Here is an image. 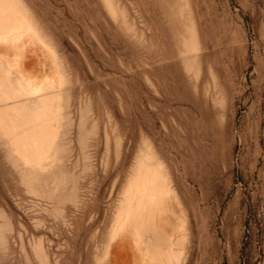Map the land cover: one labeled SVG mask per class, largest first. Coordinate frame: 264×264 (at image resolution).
<instances>
[{
	"label": "rangeland",
	"instance_id": "rangeland-1",
	"mask_svg": "<svg viewBox=\"0 0 264 264\" xmlns=\"http://www.w3.org/2000/svg\"><path fill=\"white\" fill-rule=\"evenodd\" d=\"M146 245L264 264V0H0V264Z\"/></svg>",
	"mask_w": 264,
	"mask_h": 264
},
{
	"label": "bare ground",
	"instance_id": "bare-ground-1",
	"mask_svg": "<svg viewBox=\"0 0 264 264\" xmlns=\"http://www.w3.org/2000/svg\"><path fill=\"white\" fill-rule=\"evenodd\" d=\"M22 26H19L18 28H16L17 30L21 29ZM31 129L35 130L37 133L40 131V128L35 126L32 127ZM30 136V135H28ZM31 137V136H30ZM32 138V137H31ZM34 139V138H33ZM35 140V139H34ZM27 144H29L27 142ZM137 187L139 189L138 191V200L133 201L132 204L128 205L129 208L126 211V219L130 218V213H131V207H138L141 204L140 199H142V201L146 202V201H152V200H156L157 198H161L162 196H165L168 192H169V187L167 184V180L164 177V173L161 170H156V171H149L147 173H144V175L142 176V178L140 179V182L137 184ZM156 198V199H155ZM159 202V201H158ZM160 203V202H159ZM146 203L145 206L143 208L146 207ZM161 206L160 204H158V207ZM163 207V206H162ZM161 207V209H162ZM165 207H163V210L159 209L160 211H164ZM159 211V212H160ZM167 211V210H166ZM157 213V214H161V213ZM169 215V214H168ZM158 218V217H157ZM160 218V217H159ZM166 218V217H165ZM162 219V218H161ZM126 221V220H125ZM124 221V222H125ZM135 221V220H134ZM163 221V220H161ZM127 223V222H126ZM128 223H130V221H128ZM125 224V223H124ZM156 224V223H155ZM137 231H139L138 227L135 229ZM134 232V230H133ZM184 234V233H183ZM172 235V233H171ZM169 236V235H168ZM174 236V235H173ZM182 237V236H181ZM175 241V240H174ZM172 242V241H171ZM176 243V242H175ZM171 246V245H170ZM178 246V244H177ZM176 246V247H177ZM174 247V245L172 246ZM171 248V247H170ZM173 250H175L173 248ZM171 248V253H175V251H173ZM180 251V250H179ZM148 252V245H146V248H144L141 252V254H139L140 256V260L143 261L145 264H148L151 261V256ZM167 253H164L162 251H159L158 256H160L162 258V263H170V261L172 260L173 254H170V256H168ZM177 255V254H176ZM178 256V255H177ZM176 256V257H177ZM160 258V259H161Z\"/></svg>",
	"mask_w": 264,
	"mask_h": 264
}]
</instances>
